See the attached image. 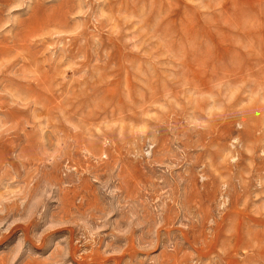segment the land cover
<instances>
[{"label":"rangeland","instance_id":"374dc122","mask_svg":"<svg viewBox=\"0 0 264 264\" xmlns=\"http://www.w3.org/2000/svg\"><path fill=\"white\" fill-rule=\"evenodd\" d=\"M0 264H264V0H0Z\"/></svg>","mask_w":264,"mask_h":264}]
</instances>
